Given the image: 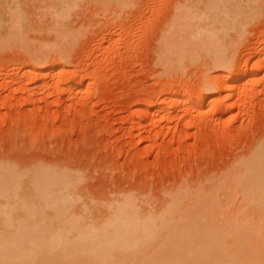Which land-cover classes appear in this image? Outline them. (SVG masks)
Masks as SVG:
<instances>
[{
    "label": "rangeland",
    "instance_id": "374dc122",
    "mask_svg": "<svg viewBox=\"0 0 264 264\" xmlns=\"http://www.w3.org/2000/svg\"><path fill=\"white\" fill-rule=\"evenodd\" d=\"M9 12L22 27L4 29ZM0 19V166L18 169L23 185L39 166L76 176L73 222L84 214L101 224L108 204L129 195L152 212L181 187H207L264 139V0H0ZM35 48L45 51L42 68L29 62ZM211 53L219 64L206 63ZM256 62L257 77L234 93L242 98L259 81L244 109L176 115L172 93L198 105L222 99L227 68L247 64L253 74ZM32 66L48 76L34 77ZM204 80L213 88L201 89ZM155 108L161 113L145 124ZM52 198L36 209L0 207L6 237L36 229L53 237L68 211ZM21 226L31 233L14 234ZM147 246L123 264L146 263L155 249ZM172 246L181 253V242Z\"/></svg>",
    "mask_w": 264,
    "mask_h": 264
},
{
    "label": "bare ground",
    "instance_id": "6f19581e",
    "mask_svg": "<svg viewBox=\"0 0 264 264\" xmlns=\"http://www.w3.org/2000/svg\"><path fill=\"white\" fill-rule=\"evenodd\" d=\"M92 1L102 5L108 0ZM17 16L12 18L9 12L10 22H5L7 25L4 29H18L22 18ZM205 57L211 58L210 61L206 60L208 65L219 64L214 61L212 53ZM55 58L64 61L61 54ZM45 59L43 49L31 50V64L43 67ZM220 60L226 61L228 58ZM227 64H223L225 68ZM256 66L253 68L258 70L252 74L247 64L235 71L230 70L229 64L230 68L217 84L218 93L222 96L225 94L222 99L211 97L198 105L191 96L178 97L172 93L170 100L181 105L176 115L184 116L194 106L197 107V116L205 112L215 115L236 107L244 109L245 100L256 90L259 81H251L250 91L242 98L236 99L234 93L247 80L258 75V62ZM41 68L38 70L32 66V71L27 72L41 80L49 74ZM211 81L202 84L201 89L213 88ZM158 113L161 111L151 109L145 124L152 123ZM55 171L39 166L29 175L31 183L23 185L18 169L1 164L0 207L36 209L47 205L55 195V204L65 208L68 214L63 226L58 227L51 238L36 229L33 237L8 239L6 236L11 233L8 230L11 225L7 220L0 222V264H123L130 261L139 243L146 241L149 245L147 248H152L163 239L165 246L154 247V253L151 251L152 255L144 264H264V246L256 243L260 247L254 249V245L250 244L256 241L264 243V139L248 157L238 160L223 176L211 180L207 187L195 190L181 187L160 208L148 213H142L140 205L130 195L115 199L108 204L110 217L101 224L84 222L87 217L84 214L81 216L85 219L73 222L77 215L74 217L73 214L80 200L75 192L76 176L67 171L64 174ZM29 230L31 227L21 226L20 231L14 234H29L31 232H26ZM175 242L182 243L179 254L176 252L179 249L172 246Z\"/></svg>",
    "mask_w": 264,
    "mask_h": 264
}]
</instances>
